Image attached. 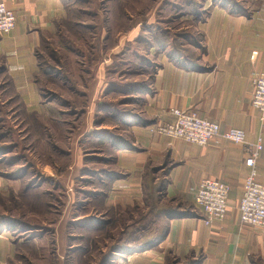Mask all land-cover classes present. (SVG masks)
<instances>
[{"label": "crops", "instance_id": "crops-1", "mask_svg": "<svg viewBox=\"0 0 264 264\" xmlns=\"http://www.w3.org/2000/svg\"><path fill=\"white\" fill-rule=\"evenodd\" d=\"M5 2L15 15V26L9 34L0 35V84L9 91L7 98L35 108L40 104L37 91L42 88L45 79L54 80L48 78L54 74L48 69L43 70L47 74L44 79L40 77L39 49L44 42L49 41L57 27L69 20L66 13L70 11L72 3L70 0ZM151 2L152 6L142 12L146 18L132 24L127 30L128 36L122 37L125 44L140 38L137 36L140 32L137 25L144 26L148 31L139 45L143 43L145 47L150 46L145 55L148 58H141L145 59L144 64L147 66L155 65L152 79L124 83L125 88H142V93H128L129 89L125 91V94L139 98L143 102L142 106L137 110L112 107L106 102L108 99L105 96L110 88L114 89L113 93H118V86L124 87V84L107 83L106 74L109 72L104 77L103 63L98 64L93 75L92 81L104 84L102 89H105L104 96L97 100L95 108L112 109L115 113L112 119L128 129L126 138L113 132H109L108 137L114 139L113 142L118 139L121 144L130 146L129 149H111L115 153L117 170L113 171L116 175L110 180V191L105 194L104 201L107 199L108 206L116 202L133 203L135 195L140 192L141 176L149 167L150 172L157 168L166 169V173L161 174L163 180L167 181L168 194H172L173 190L182 193L185 187L197 186L204 178L220 179L230 187L229 206L222 220L208 225L200 213H195L192 218L171 221L163 242L152 250L130 255L126 262L138 260L142 264H162L161 254L171 249L182 260L189 252L197 255L201 252L203 257L196 264H264V226L241 223L238 209L234 206L241 196L249 171L244 163L242 146L222 139L209 142L206 146L190 145L178 139L153 134L150 130L155 123L173 120V116L167 113L171 108L192 109L200 116L216 121L222 129H242L250 142L261 138L263 147L256 161V173L258 181L264 184V123L251 105V76L255 72H264V0H193L194 3L187 6H195L194 12L181 15L177 21L182 24L186 22L190 29L184 35L177 34L181 48L191 50L190 58L177 53V57L171 55L170 51L165 50L167 44H164V50L161 49L152 37V30L148 28L156 21L163 20L151 19L160 4L174 7L176 3L173 0ZM178 7L182 13L183 7ZM77 24L82 29L95 26L81 22ZM94 44V51L100 56L109 57L115 69L117 58H124L132 50L127 48L123 51L124 46L119 48L123 45L121 39L109 45L108 36L102 35L97 37ZM133 55H139V52ZM96 115L100 113L97 111ZM105 115L108 116V113ZM104 132V128L93 126L81 136L87 138L88 134L103 135ZM120 169L124 171L122 174ZM100 171V177L112 172L105 167ZM152 174L149 187L160 178L159 174ZM17 186V181L0 177V195L7 196L11 187ZM190 196L193 200L194 195ZM3 218L0 215V264H16L17 258H22L23 241H16V236L12 234L18 232L20 225L26 224L14 218L13 222H3ZM33 231H37V227H28L24 233L32 234L30 242L37 245L38 235ZM62 236L57 237L58 241L62 242ZM62 248V244L57 243V255L60 258Z\"/></svg>", "mask_w": 264, "mask_h": 264}, {"label": "rangeland", "instance_id": "rangeland-1", "mask_svg": "<svg viewBox=\"0 0 264 264\" xmlns=\"http://www.w3.org/2000/svg\"><path fill=\"white\" fill-rule=\"evenodd\" d=\"M70 2L71 9L66 13L69 20L57 27L49 41L39 49L40 77L44 79L47 74L43 70L48 69L54 73L48 78L54 80L45 79L37 91L40 95L38 107H26L7 98L9 91L0 84V177L18 183L16 188L11 187L7 196L0 195V215L4 217L3 222H13L14 218L26 224H19L18 232L12 234L16 241H23L22 258H17L16 264H142L138 260H126L132 254L152 250L163 242L171 221L203 214L193 207L192 187H185L182 193L166 192L167 181L161 174L166 173V169L157 168L150 172L148 167L144 171L140 192L135 195L133 203L116 202L108 206L107 199L104 201L105 197L98 194L109 192L111 187L110 177H100V169L117 170L115 153L111 149H129L130 146L121 144L118 139L113 142L114 139L108 137L109 132H113L126 138L128 129L112 119L115 115L112 109L95 108L105 89H102L104 84L92 81L94 71L99 63H103L104 77L109 72L106 74L107 83L118 85L152 79L155 65L147 66L145 59L141 58L147 57L150 46L139 45L146 35L144 26L137 25L140 38L126 44L122 40L123 36H128L127 30L132 24L146 18L142 14L143 9L151 7L152 2ZM173 2L176 3L174 7L160 4L154 10L152 21L156 18L163 20L148 28L152 30L156 44H167L165 50L171 55L177 57V53L190 58L191 50L181 48L177 42L180 38L177 34H186L189 27L186 22L177 21L181 15L194 12L195 6H187L193 0ZM177 5L183 7V14ZM78 22L95 26L82 29ZM101 35L108 36L109 45L121 39L123 45L119 48L124 46L123 51L132 49L124 58H117L116 69L109 57L94 51V42ZM137 52L140 56L133 55ZM150 56L153 57V53ZM122 59L124 61L121 62ZM118 88V93H113V88L109 89L105 96L108 104L121 110H137L142 106L139 98L125 94L129 89L125 84ZM141 89L130 88L128 93H142ZM97 111L100 115H96ZM107 113L108 116L105 115ZM167 113L170 114V109ZM171 121L155 123L150 130L153 134L162 135L156 127ZM93 126L104 128L106 132L103 135L88 134L83 138L81 135ZM98 140L104 142L99 143ZM119 172L122 174L124 171L120 169ZM152 172L159 174L160 178L149 187ZM93 193H97L96 196ZM239 200L234 204L237 209ZM92 220L107 221V224L91 223ZM31 226L37 227V231H33L38 235L37 245L30 242L32 234L24 233ZM58 236H62V242L58 241ZM59 242L63 246L62 258L57 255ZM161 257L162 264H196L203 256L201 252L198 255L189 252L182 260L180 255L169 249Z\"/></svg>", "mask_w": 264, "mask_h": 264}, {"label": "built area", "instance_id": "built-area-1", "mask_svg": "<svg viewBox=\"0 0 264 264\" xmlns=\"http://www.w3.org/2000/svg\"><path fill=\"white\" fill-rule=\"evenodd\" d=\"M14 26V13L7 7L5 0H0V35L9 34ZM251 85V105L264 123V72L253 73ZM170 114L173 116L171 122L156 127V131L164 136L198 146H206L220 139L242 146L244 163L249 171L239 200V220L254 227L264 226V184L258 181L256 173V161L263 147L261 138L250 142L244 130L234 127L222 129L216 121L206 119L192 109L171 108ZM192 191L195 205L204 214L205 224L225 217L230 194L227 183L217 178H204L197 186H192Z\"/></svg>", "mask_w": 264, "mask_h": 264}, {"label": "trees", "instance_id": "trees-1", "mask_svg": "<svg viewBox=\"0 0 264 264\" xmlns=\"http://www.w3.org/2000/svg\"><path fill=\"white\" fill-rule=\"evenodd\" d=\"M179 8H180V7H179ZM179 12H181V10H179ZM153 35L155 36V34H153ZM153 38H154V37H153ZM159 45H160V43H159ZM163 46H164V45H163ZM163 46H160V47L163 48ZM144 62H145V61H144ZM148 66H150V65H148ZM106 175L110 177V179H109V181H110L113 177H115L116 174L113 173V172H108ZM161 190H163V189H161ZM90 194H91V193H90ZM96 194H97V193H93V195H95V196H96ZM98 194H101V197H102V198H104V197L106 196V195H105L106 193H105V194H104V193H98ZM91 195H92V194H91ZM93 222H100V223H103V224L105 223V225L107 224V221L104 222V221H101V220H100V221H98V220L93 221V220H92L91 223H93ZM160 239H161V238H160Z\"/></svg>", "mask_w": 264, "mask_h": 264}]
</instances>
